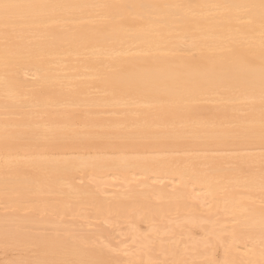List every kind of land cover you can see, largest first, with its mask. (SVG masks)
Wrapping results in <instances>:
<instances>
[{
  "label": "bare ground",
  "instance_id": "obj_1",
  "mask_svg": "<svg viewBox=\"0 0 264 264\" xmlns=\"http://www.w3.org/2000/svg\"><path fill=\"white\" fill-rule=\"evenodd\" d=\"M9 2L65 7L0 22V248L264 264L259 0Z\"/></svg>",
  "mask_w": 264,
  "mask_h": 264
},
{
  "label": "snow or ice",
  "instance_id": "obj_2",
  "mask_svg": "<svg viewBox=\"0 0 264 264\" xmlns=\"http://www.w3.org/2000/svg\"><path fill=\"white\" fill-rule=\"evenodd\" d=\"M65 7L63 5H50L31 2H9V0H0V22L7 28L15 17L22 16L24 13H38L41 10L49 8ZM93 7H117L123 9H140V10H154L170 7H181L180 5H158V4H123V5H93ZM249 10L259 9L261 20L264 22V0H259V3H252L243 5ZM262 86H264V69L261 72ZM261 138L264 139V114L261 118ZM261 190L264 191V180H262ZM13 264H32V262H13ZM35 264H73L70 261L53 260L44 262H35ZM80 264H96L94 261L80 262Z\"/></svg>",
  "mask_w": 264,
  "mask_h": 264
},
{
  "label": "rangeland",
  "instance_id": "obj_3",
  "mask_svg": "<svg viewBox=\"0 0 264 264\" xmlns=\"http://www.w3.org/2000/svg\"><path fill=\"white\" fill-rule=\"evenodd\" d=\"M20 118H18L19 120ZM228 119V118H227ZM228 155L233 154L232 152L226 153ZM109 181V180H108ZM175 217H172L174 219ZM100 224V228L104 231H109L110 226L105 224L102 220L97 221ZM156 226H158V223H155ZM26 226V225H24ZM178 232H183L184 229H177ZM163 233L161 235H158V238L161 239L162 242L167 243L171 237L172 234H170L167 230L162 231ZM193 233L196 237H199V233L197 230H193ZM122 232L121 231H114L112 233L114 237V242H120V241H127V238L125 236H121ZM165 240V241H164ZM125 245H130L134 247V250H131V252L135 251V245L131 243L130 241L125 242ZM128 247V246H127ZM129 248V247H128ZM136 252V251H135ZM36 256V249L34 248H28V249H11L9 251H3L0 248V264H10L11 262H34ZM199 262V261H198Z\"/></svg>",
  "mask_w": 264,
  "mask_h": 264
}]
</instances>
